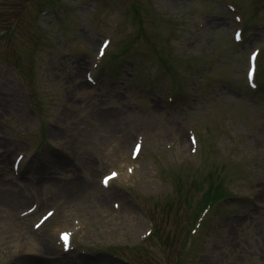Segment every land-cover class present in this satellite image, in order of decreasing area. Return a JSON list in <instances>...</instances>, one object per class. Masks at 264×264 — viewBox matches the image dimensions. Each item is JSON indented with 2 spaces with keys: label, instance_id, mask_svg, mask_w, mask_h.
Returning <instances> with one entry per match:
<instances>
[{
  "label": "rangeland",
  "instance_id": "rangeland-1",
  "mask_svg": "<svg viewBox=\"0 0 264 264\" xmlns=\"http://www.w3.org/2000/svg\"><path fill=\"white\" fill-rule=\"evenodd\" d=\"M0 264H264V0H0Z\"/></svg>",
  "mask_w": 264,
  "mask_h": 264
},
{
  "label": "bare ground",
  "instance_id": "bare-ground-1",
  "mask_svg": "<svg viewBox=\"0 0 264 264\" xmlns=\"http://www.w3.org/2000/svg\"><path fill=\"white\" fill-rule=\"evenodd\" d=\"M206 25H207L209 28H211V27H214V26H215V23H212V22L210 21V22H208ZM70 185H72V187H73V183H71ZM63 187H69V184H65ZM59 196H61L60 199L63 200V207H66V206L70 203V201H68V200L66 199V197H65V196H67V194H65V193H63V192L60 191V193L58 194L57 197H59ZM78 207H80V206H79V203H75L74 208H78ZM85 208H89V206L85 205ZM30 216H31V215H30ZM30 216H28L26 219H23V220L20 222V225H19V228H18L19 235H22V237H23V238H26L27 240H28L29 237H31V238H32V241L30 240L29 245L32 247V251H35V250H36L38 253H44L45 251H48L47 247H46V246H43V245H36V244H35V240L40 239L41 236L38 237L36 234H31V233H34V232H33V231H29V230L27 229V227H28V222H29V220L32 218V217H30ZM70 242H71V241H70ZM30 246H29V247H30Z\"/></svg>",
  "mask_w": 264,
  "mask_h": 264
},
{
  "label": "snow or ice",
  "instance_id": "snow-or-ice-1",
  "mask_svg": "<svg viewBox=\"0 0 264 264\" xmlns=\"http://www.w3.org/2000/svg\"><path fill=\"white\" fill-rule=\"evenodd\" d=\"M106 43H107V42H105V44H106ZM101 55H103V49H101ZM112 175L115 176L116 174L113 173ZM110 178H111V177H105V179H104V183L106 184ZM68 235H69V234H67V233L62 234V238L65 239V240H67Z\"/></svg>",
  "mask_w": 264,
  "mask_h": 264
}]
</instances>
